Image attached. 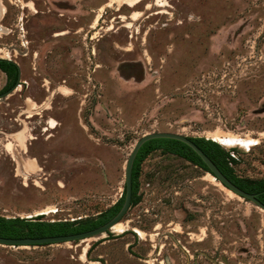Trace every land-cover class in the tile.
I'll use <instances>...</instances> for the list:
<instances>
[{"label":"rangeland","instance_id":"obj_1","mask_svg":"<svg viewBox=\"0 0 264 264\" xmlns=\"http://www.w3.org/2000/svg\"><path fill=\"white\" fill-rule=\"evenodd\" d=\"M0 10V57L20 69L0 98V215L96 217L153 131L250 140L214 139L236 175L264 178V0H0ZM139 187L124 230L0 245V264H264V210L208 172L154 150Z\"/></svg>","mask_w":264,"mask_h":264},{"label":"trees","instance_id":"obj_2","mask_svg":"<svg viewBox=\"0 0 264 264\" xmlns=\"http://www.w3.org/2000/svg\"><path fill=\"white\" fill-rule=\"evenodd\" d=\"M0 70L6 75V83L0 90L6 91L15 85L17 81L18 67L12 61L0 59ZM218 166L222 173L241 189L258 193L257 198L264 203V178L253 179L236 175L230 165L234 160L228 151L210 138L189 136ZM160 149L163 152L177 155L188 160L193 165L204 171H208L200 157L185 143L170 138H155L146 141L138 150L132 167V195L131 204L139 200L137 194L139 188L138 177L141 163L150 152ZM124 199V189L121 197L96 217H86L74 220H43L42 215L34 217L3 216L0 215V236L3 237H42L51 235L69 234L85 231L97 227L108 221L119 210Z\"/></svg>","mask_w":264,"mask_h":264},{"label":"water","instance_id":"obj_3","mask_svg":"<svg viewBox=\"0 0 264 264\" xmlns=\"http://www.w3.org/2000/svg\"><path fill=\"white\" fill-rule=\"evenodd\" d=\"M0 59H5L7 61H12L16 65L17 63L11 59H6L0 57ZM18 67V65H17ZM20 81V69L18 67L17 72V81L15 85L9 88L6 91L0 92V98L7 96L10 94L16 87L19 85ZM155 138H170L181 141L188 145L203 161L206 165L208 172L214 179H216L223 187L227 190L231 191L234 195L239 196L260 209L264 210V203H262L258 198V193H250L247 192L232 181H230L218 168V166L214 163V161L195 143L193 140L190 139L189 136L177 132H168V131H153L143 134L139 137L132 149L130 150L127 159L124 165V199L121 207L112 216L108 221L105 223L94 227L92 229H88L85 231L69 233V234H61V235H51V236H42V237H3L0 236V245H7V246H14V247H27V246H41V245H50L55 243H63L68 241H78L84 240L90 237L99 236L107 231H111L112 227L119 223L123 216L126 214L127 210L131 204V195H132V167L135 156L139 150V148L148 140L155 139ZM214 140V139H213Z\"/></svg>","mask_w":264,"mask_h":264},{"label":"bare ground","instance_id":"obj_4","mask_svg":"<svg viewBox=\"0 0 264 264\" xmlns=\"http://www.w3.org/2000/svg\"><path fill=\"white\" fill-rule=\"evenodd\" d=\"M214 139L217 140L218 142H220L223 145H235L237 143H242L244 144L246 147H249L250 145H252V141L250 140H245L242 141L239 139V137L236 136H227V135H214ZM209 174V173H208ZM211 176V175H210ZM230 192V191H229ZM124 225L122 223H117L112 227V231L115 232H120L122 230H124ZM138 234H140L141 236L144 235V233L140 230H138Z\"/></svg>","mask_w":264,"mask_h":264},{"label":"flooded vegetation","instance_id":"obj_5","mask_svg":"<svg viewBox=\"0 0 264 264\" xmlns=\"http://www.w3.org/2000/svg\"><path fill=\"white\" fill-rule=\"evenodd\" d=\"M8 90V89H7ZM3 92V91H2ZM157 150H160V149H157ZM154 151V150H153ZM162 151V150H161ZM151 153V152H150ZM149 153V154H150ZM186 161H188V160H186ZM189 162V161H188ZM204 171V170H203ZM204 172H206V171H204ZM140 176V175H139ZM138 181H139V177H138ZM140 188V187H139ZM139 188H138V192H137V194H138V196H139V200L135 203V204H130V207L132 206V205H138L140 202H141V200H142V197H141V195H140V193H139ZM130 207H129V209H130ZM128 209V210H129ZM127 210V211H128ZM127 213V212H126ZM155 216H157V214H154ZM125 216V215H124ZM123 216V217H124ZM141 218H142V215L141 214H137V220H136V222L137 221H139V222H141ZM125 224H127V222H125ZM156 228V227H155ZM172 230H175L173 227L171 228ZM129 231L126 229V234L128 233ZM132 235H135V232L134 231H132V233H131ZM128 246V245H127ZM156 254L158 255V254H161V252L160 251H158V252H156ZM195 256H198V255H195ZM193 263H195V260L193 261Z\"/></svg>","mask_w":264,"mask_h":264},{"label":"crops","instance_id":"obj_6","mask_svg":"<svg viewBox=\"0 0 264 264\" xmlns=\"http://www.w3.org/2000/svg\"><path fill=\"white\" fill-rule=\"evenodd\" d=\"M2 12V10H0V13Z\"/></svg>","mask_w":264,"mask_h":264}]
</instances>
